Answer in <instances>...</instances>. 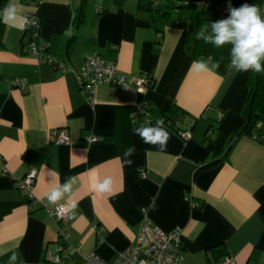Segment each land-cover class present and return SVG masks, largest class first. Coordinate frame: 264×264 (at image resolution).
I'll return each instance as SVG.
<instances>
[{"label":"crops","instance_id":"crops-1","mask_svg":"<svg viewBox=\"0 0 264 264\" xmlns=\"http://www.w3.org/2000/svg\"><path fill=\"white\" fill-rule=\"evenodd\" d=\"M26 22L27 13L41 20L37 43L66 69L22 53L24 27L4 26L0 42V264L15 252L16 264H53L46 253L65 244L69 257L58 264H83L98 254L112 261L137 243L146 221L165 231L180 228L184 264H215L213 248L223 244L237 264H264V143L236 136L247 114L252 71L229 73L231 45L214 48L220 67L198 73L193 59L190 12L171 8L173 17L155 22L139 10L138 0H88L84 18L75 23L79 0H8ZM157 23V24H156ZM159 28V29H158ZM114 60L128 74L123 90L101 84L86 101L78 78L90 54ZM139 74L154 77L146 90ZM26 79V90L15 85ZM149 102L151 124L163 121L166 148L145 144L133 129L141 123L131 112ZM178 106L170 126L165 112ZM70 141H55L56 129ZM179 128V129H178ZM178 129V130H177ZM180 130L190 132L184 139ZM208 133L210 135H208ZM95 134L97 141L87 137ZM135 146L133 164L123 163L125 148ZM36 169L34 198H27L17 179ZM111 177L113 194L93 192L90 177ZM75 176L70 197L77 202L65 222L68 242L51 214L56 205L46 193Z\"/></svg>","mask_w":264,"mask_h":264},{"label":"built area","instance_id":"built-area-1","mask_svg":"<svg viewBox=\"0 0 264 264\" xmlns=\"http://www.w3.org/2000/svg\"><path fill=\"white\" fill-rule=\"evenodd\" d=\"M25 34L22 41V53L33 54L39 57L44 63L52 64L57 68L66 69L64 62H60L50 53V43H37V38L41 34V20L35 13H27L25 16ZM78 78L81 83V92L86 101L92 102L94 99L95 88L101 84L115 85L123 90L130 89L131 84L127 73L119 70L114 60L104 58L101 54L93 53L87 56L82 71ZM15 85L23 90L29 86L26 79L16 78ZM154 83V77L147 74H139L136 77V84L139 89L146 90ZM149 105L147 100H141L135 105V109L131 112L132 119L138 123L146 124L152 121L151 114L146 109ZM181 136L188 140L190 132L179 131ZM55 141L60 144H66L70 141L69 130L56 129ZM256 140L261 141L258 135L253 136ZM87 139L97 141L99 136L92 134ZM263 143V142H262ZM37 170H30L25 176L17 179V186L21 189L23 195L27 198H34L33 188L37 178ZM62 205V207L60 206ZM51 208V214L57 218L59 226V236L68 242L71 233L66 229L65 222L69 219V204H60ZM137 238V243L133 247L121 250L119 254L112 260L107 261L98 254L89 253L83 259V264H184L183 263V238L180 228H174L165 231L158 225L152 224L150 221L144 222ZM66 245L58 244L53 250H48L46 256L53 264L62 263L69 257L65 254ZM215 264H237L234 257L226 254L217 260Z\"/></svg>","mask_w":264,"mask_h":264},{"label":"clouds","instance_id":"clouds-1","mask_svg":"<svg viewBox=\"0 0 264 264\" xmlns=\"http://www.w3.org/2000/svg\"><path fill=\"white\" fill-rule=\"evenodd\" d=\"M229 16L210 24L202 25L196 34L197 39H202L206 44L216 48L231 45L229 51V63L226 70L235 74L245 71L264 73V18L261 17L259 9L255 5L247 3L239 8L228 6ZM2 19L9 27L23 28L25 21L19 16L17 5H7L2 14ZM220 67L219 61L211 57L205 59L200 57L192 62L190 70L198 73L208 72ZM133 134L138 136L145 144L158 147L163 151L170 138L168 131L163 126L162 120H157L155 125L148 121L146 124L133 129ZM135 146H130L123 151V163L131 166V157L135 154ZM77 183V177L66 178L63 184L57 183L47 193L48 203L60 205V201L70 197L73 186ZM90 188L93 192L113 194V180L111 177L101 179L98 175L90 177ZM62 207V205H60ZM77 207L76 201H71L68 208L74 212ZM18 256L15 252L9 257L7 264H16Z\"/></svg>","mask_w":264,"mask_h":264},{"label":"trees","instance_id":"trees-1","mask_svg":"<svg viewBox=\"0 0 264 264\" xmlns=\"http://www.w3.org/2000/svg\"><path fill=\"white\" fill-rule=\"evenodd\" d=\"M88 0H79V6L75 12V23L79 24L83 20L85 13V8L87 6ZM125 0H114L116 5L124 3ZM170 1L167 6H162L160 0H138L139 10L144 12H149L154 15L155 22L161 20L162 18L173 17L171 8H178L181 10H188L190 12V25L192 31V50L193 59L197 60L200 57L208 59L212 58L214 52V46L211 44H206L202 39H197L196 34L202 25L210 24L213 21H217L229 16L228 6L231 4L232 7L239 8L241 5L247 3L249 5H255L259 11L262 18H264V0H167ZM8 0H0V14H2L3 9L6 7ZM164 7H167L164 10ZM170 7V9H169ZM157 24V23H156ZM5 23L3 22L2 15H0V42L2 41L3 30ZM159 29V28H158ZM24 36V35H23ZM23 41V39H22ZM264 64V61L261 62ZM251 78L248 81L250 86V94L248 101L247 114L244 116L237 132L236 136L249 135L253 137L258 135L261 137V141L264 143V73H256L252 71ZM149 107V105H148ZM148 107L146 108L147 110ZM178 106L175 104L167 109L165 112L164 122L168 123L170 126H174L177 120ZM179 129V128H178ZM177 129V130H178ZM208 135H210L208 133ZM226 253L225 246L220 244L213 248L214 256L220 257L224 256Z\"/></svg>","mask_w":264,"mask_h":264},{"label":"rangeland","instance_id":"rangeland-1","mask_svg":"<svg viewBox=\"0 0 264 264\" xmlns=\"http://www.w3.org/2000/svg\"><path fill=\"white\" fill-rule=\"evenodd\" d=\"M161 1V5L162 6H167V4H169L170 3V1H167V0H160ZM167 9V7H164V10H166ZM169 9H170V7H169ZM170 11V10H169Z\"/></svg>","mask_w":264,"mask_h":264}]
</instances>
